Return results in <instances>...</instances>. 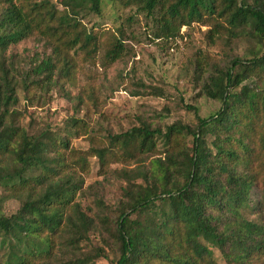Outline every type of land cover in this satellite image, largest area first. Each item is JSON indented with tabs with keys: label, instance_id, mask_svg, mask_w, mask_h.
<instances>
[{
	"label": "trees",
	"instance_id": "trees-1",
	"mask_svg": "<svg viewBox=\"0 0 264 264\" xmlns=\"http://www.w3.org/2000/svg\"><path fill=\"white\" fill-rule=\"evenodd\" d=\"M110 1L152 17L156 38H176L196 22L212 24L210 39L226 30L264 40V0ZM102 3L0 0V264H219L214 249L226 264H264V52L207 71L201 94L220 102L209 116L184 104L192 115L185 123L108 134V146L94 154L102 173L116 162L141 161L113 169L120 180L115 201L95 196L85 205L77 168L88 171L86 155L69 148L68 133L33 131L19 121L18 87L28 94L73 81L77 53H101L103 67L124 54L120 38L83 22L101 14ZM33 36L51 53L16 79L6 52ZM10 199L18 207L7 214L2 207Z\"/></svg>",
	"mask_w": 264,
	"mask_h": 264
},
{
	"label": "rangeland",
	"instance_id": "rangeland-1",
	"mask_svg": "<svg viewBox=\"0 0 264 264\" xmlns=\"http://www.w3.org/2000/svg\"><path fill=\"white\" fill-rule=\"evenodd\" d=\"M51 1L60 4L66 0ZM218 21L226 25L224 19ZM83 22L88 28L94 26L105 38L107 35L120 38L126 48L124 54L106 67L101 53L94 57L75 54L73 81L61 80L46 88H33L28 94L18 87L16 109L25 128L31 125L33 131L48 130L60 136L68 133L69 148L77 155H86L88 171L77 168L84 180V194L79 198L90 206L95 196L118 199L120 180L112 174L113 169H131L141 163L116 162L102 173L94 154L97 148L108 146V134H118L142 123L162 131L175 121L185 123L192 115L184 109V104L194 105L201 117L214 113L220 102L201 94L207 71L213 65H229L235 57L247 58L255 52H264V40L231 35L226 30L210 39L208 31H214L212 24L196 22L183 26L176 38H156L152 17L135 7L124 8L110 0H103L101 14L90 13ZM50 53L51 48L45 41L33 36L11 45L6 57L8 66L15 69L11 73L20 79ZM199 72L204 74L198 77ZM71 119H77L79 128L71 126ZM190 138L187 137V152L191 151ZM157 147L163 150L162 139L158 140ZM150 159L145 158L144 163ZM256 196L255 190L252 198ZM17 207L18 201L10 199L4 202L2 211L9 214ZM214 256L219 264H226L216 249ZM95 264H108V261L97 258Z\"/></svg>",
	"mask_w": 264,
	"mask_h": 264
}]
</instances>
